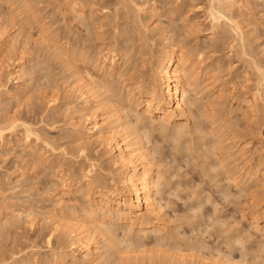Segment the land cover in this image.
Listing matches in <instances>:
<instances>
[{"label": "rangeland", "instance_id": "374dc122", "mask_svg": "<svg viewBox=\"0 0 264 264\" xmlns=\"http://www.w3.org/2000/svg\"><path fill=\"white\" fill-rule=\"evenodd\" d=\"M72 1L0 0V86L4 87L0 88V124L12 118L29 124L39 130L42 140L48 145L43 147V142L35 141L32 136L26 140L20 127L15 128L12 135L6 132L0 144V264H55L57 261L51 258V254L70 252L71 238L68 229L63 228H67L70 223L86 224L83 211L86 199L72 190V180L77 171H86L95 164V167H91L93 173L91 177H97L102 181L97 183L108 188L115 184L110 181V175L114 176L116 169L108 154L109 145L100 147L96 143L93 144L94 140L86 138V143H91L92 146L89 144L91 146L89 149L84 148L85 152L82 150L81 142L73 138L74 119L77 118L78 131L84 132L86 124L82 115H89L91 110L83 108L81 113L77 115L73 113V108L81 105L75 99L74 77H71V71L59 60L51 57L52 46L56 45L69 54H77L81 49L87 48L88 51H85L93 55L99 47L110 48L113 37L121 39L124 37L128 43L126 46L130 47L132 52H128L127 57L122 60V63H125L123 68L133 67L132 70L147 71L149 76L151 66L153 67L154 61L165 47L158 31L170 35L171 37L167 36L171 40L174 35L176 41H169L172 46L168 45L183 49L194 60L200 58L198 61H203L204 72H209L210 75L201 76L199 79L197 90L200 93L197 91L195 97L199 100L197 104L200 106H197V111L193 110V119L184 123L189 132L184 130L185 127L183 130L188 134L182 132L184 136L179 133L182 137L179 135L175 137V134H178L176 133L178 127L177 131L170 128L165 131L160 128L158 122L151 126L148 121L142 122L143 124L139 122L135 127H139L138 131L143 132L142 134L147 133L146 140L149 143L146 141V151L148 149L147 153L153 157L155 163L156 177L159 180L156 181L160 187L156 199L163 219L160 227H163L161 236L164 238L160 241L164 242L158 247L160 243L158 239L161 236L157 235L156 239L154 232H150L152 235L149 236L148 233L147 240L145 236L144 239L141 235L142 239L139 237L146 245L141 244V247L135 244L142 249L138 247L135 253L131 251L132 246L130 250L127 249L129 250L127 253L124 240H121L123 246L119 242L118 246L114 245L115 247L111 249L119 247L116 249L117 254V251L105 250L101 241L102 246L99 244V247L103 261L106 260L105 264H157L159 262L157 258L165 256L164 259L159 258L161 262L158 264H215V260L216 263L221 262L218 253L221 257V253H224L231 259L230 263L236 261L241 262L239 264H260L263 261L264 264V218L245 210L249 203L247 194L243 197L244 193L238 192L239 190L230 183L231 186L227 185L223 177L225 174L220 173L223 172L221 168L216 170L214 167L215 163V166L220 167L218 161L227 156L228 160L231 159L230 162L226 160L230 164L229 168L232 170L234 168L233 171L244 179L245 175L237 171L240 168L235 167L240 164V158L249 154L254 159L264 158V123L255 126L250 122L251 112L246 111L248 101L253 97L251 88L256 81L255 72L237 57L240 54V47L237 45L238 40L234 31L230 30L232 29L230 25L221 20L220 24L213 26L208 16L211 6L209 0H131L132 3L127 4L129 11L116 4L118 0H91L92 4L86 5L83 12L90 23V27L86 29L79 23L77 15L66 14L65 6ZM233 1L238 2L233 13L238 14L234 15L238 18L235 20L244 33L246 48L243 49L253 54L254 59L256 58L255 60L264 68V1ZM142 4L146 9L141 14H136V17L133 16L134 12L130 11L137 9L134 6ZM115 8L120 10L117 16L114 14ZM123 10L130 12L129 16ZM99 12L104 13L103 16ZM97 36L106 40L104 45H99ZM145 43L147 48L143 45ZM231 44L239 49H230ZM20 55L24 59L22 62L25 74L15 82L11 73L14 61ZM93 61L94 59L90 60V64ZM81 69L80 76L84 73ZM94 70L96 73V69ZM91 71L90 68L92 74ZM82 78L85 80L84 74ZM4 91H16L19 93L18 98H8L3 94ZM51 97H54L55 102L50 106L48 100ZM213 111L216 113L215 117L219 119L214 117L215 121H218L214 123L215 127L210 125ZM125 112L122 111V114ZM130 118L134 121L135 117ZM132 123L135 126V121ZM211 130H215V134L221 137L220 140L224 143V146L219 145L220 149L216 145L215 149L219 151L215 150L213 154L211 151H214L212 146L215 139L207 136ZM140 132L137 133L141 134ZM234 134L241 135L242 141L237 145L248 143L244 147L245 152L243 151L247 154L242 157L236 153L240 147L237 148L235 145L232 148L233 145L228 141ZM204 136L206 138H203ZM178 137L179 139H176ZM84 142L83 144H86ZM258 142L262 143V147ZM204 149L206 154L211 153L210 156L207 155L209 159L206 154L204 155ZM86 155H90L92 160L95 157L97 161L86 160ZM212 155L218 158L216 160L210 158ZM60 175H63L64 181L59 180ZM98 177L106 179L105 182ZM245 211L247 213H244ZM50 216H53L59 226L62 224L59 229L54 227V220ZM60 230H64L65 233ZM123 230L124 227L116 228L114 237L116 240L128 238L125 239L128 246V240L135 237H124L126 233L123 232L126 231ZM222 231L229 234L224 235ZM237 236L239 239H236ZM139 238L134 241L131 239L130 242L133 244L139 241ZM108 240L105 239V242ZM233 240H236L235 242L239 240L245 249L242 250L240 244L232 246ZM241 251L245 254L244 258ZM117 256L123 257L121 262Z\"/></svg>", "mask_w": 264, "mask_h": 264}, {"label": "bare ground", "instance_id": "6f19581e", "mask_svg": "<svg viewBox=\"0 0 264 264\" xmlns=\"http://www.w3.org/2000/svg\"><path fill=\"white\" fill-rule=\"evenodd\" d=\"M209 1H210L209 4L211 6L209 5L210 11L209 12L207 11V12H208L209 18L211 19V22L213 23V26L220 24L221 20H223V22H227L230 25V27L232 28L230 30L234 31L237 37V40H238V44L237 43L236 44L240 47L239 49V47L237 48L236 44L234 45L236 46L237 49L240 50L239 52L240 54L237 57L243 60L244 61L243 63L248 65L249 66L248 68L249 69L251 68L252 71L255 72L256 81L254 80L255 82H253V86H252L253 88H251V90H253L252 92L253 97L250 101H248L246 111L251 112L249 113L250 114L249 118L250 120L252 119L253 122L250 121L252 124H255V126L262 125V123H264V68L262 67L263 65H260L261 63L259 64L255 60L256 58L254 59L255 56L253 54L246 51L247 49L244 50L246 48V46L244 48V44H245L244 43V33L242 31L241 26H239V23H237L238 21L235 20V19H238L237 17L234 16L236 13L235 14L233 13L236 11V4L238 2L233 1V0H209ZM128 3H132V1L131 0H118L116 2V4L122 5L123 9L125 10L129 9L127 5ZM91 4H92L91 0H82L81 2L80 1L77 2V0H73L72 2L67 3V5L65 6V11L67 15H71V16L77 15L79 19V23H81L87 29L90 27V23L88 22L83 12H85L86 5H91ZM134 8H137V9H135L134 11L131 10L130 12H134L133 16L135 15V17H136V14L139 15L141 14V12H143L146 9L144 7V4L138 7L134 6ZM119 11H120L119 9H116V8L114 9L115 16H117ZM130 12H127L128 16ZM103 14L104 13H100V15L102 16ZM124 15L126 16V14ZM237 15L238 14H236V16ZM126 18L130 19V17H126ZM102 25L103 24H100V26ZM226 25L224 26L226 27ZM158 32H159L160 37L163 40L165 47L162 50L161 55L158 54L159 56L157 57L155 61L152 59L154 61V65L153 67L151 66V70H150L151 74L149 76L146 73L147 71H140L136 69L132 70L133 67H130V69L123 68L125 66V63H122V60L124 61V59L127 57V53L131 51L130 50L131 48L126 46L127 39L124 40L123 39L124 37L122 39L113 37L112 39L113 43L110 48L99 47L96 49V52L93 55L91 53L88 54L85 51L87 50V48L81 49L80 53H77V54H72V53L69 54L67 53L66 50L56 47V45H53L51 48L52 49V53L50 54L51 57L59 60L61 64L64 65V67H67L71 71V77H74L73 84H75V88H74V91H75L74 94L76 95L75 99L78 100L80 102L79 105L80 104L81 105L78 106L77 108H73L74 109L73 113L77 115L86 108L91 110L90 111L91 113L89 115L80 114L84 116L83 118L82 116L80 118H82L83 122L86 124L84 127L85 128L84 132L82 131V133H80L78 131L77 118H75L74 121L72 120L73 121L72 131L74 132L73 138H76L74 140L81 142V147L83 146L82 150L84 151H85L84 148L89 149L92 146L91 143H89L91 146L88 143H86V138L90 141L94 140L93 144L96 143L100 147H105L109 145L108 154L110 156V160H111L113 167L116 169L115 175L114 176L110 175V181H112L115 184L110 186L109 188L103 185H100L99 183L101 180H98L97 177L95 178L94 176L95 179L91 177L93 174L91 167H95L96 166L95 164H92L90 168L87 169L86 171H79V172L77 171V173L74 175V180H72L73 182L72 190H74L76 193H79V195L82 198L86 199V205L83 208L84 210L82 209L85 214L84 218L86 219V222H85L86 224L78 225L75 223H70L67 225V228H65L64 226H63L64 228L62 227L63 229H68V234L70 235V238H71L70 239L71 249H70V252L66 254H63V253H61L60 255L51 254L52 255L51 258L57 261V263L54 261L55 264H105L104 262L106 260L103 261V257L101 256L102 254L101 248L99 247V244L101 246L102 244L103 246H105L106 249L103 248V250L108 249V251L110 250L111 252L117 251V254H118V250L116 249H118L119 247H117L114 250H111V249H113L114 245L118 246L121 240L122 241L124 240V243H125L124 248L126 247V250L127 249L130 250L131 247L133 246L135 250L132 248L131 251L133 250V252H135L136 250L138 251V247H139L136 245L144 244L141 242L142 241L141 236H143V239H144L148 233L150 236L152 235L150 232H154L153 233L155 234L154 236H156V239H158L157 235L161 236L163 234V227L162 226L160 227L161 223L163 222V219L160 215L161 213H159L161 209L159 208V204L156 199V197L158 196V189L160 187L158 186L159 180L157 179L158 177H156L157 173L155 172L156 169L154 168L155 163H154L153 157L151 158V156L147 153L148 149L146 151L147 145L145 146V144L147 142L149 143V141L146 140L147 133L142 134L143 132H140V130L138 131L139 127L138 128H135V127H137L136 125L139 124V122L140 124H143L142 122L145 121L146 123V121H148L150 126L152 124L154 125L155 122H158V125L160 126L162 130L164 129L165 131H167L169 128L175 131L178 130L176 132L178 134H175L176 135L175 137H177L179 133L182 134V132H184V130L187 127L186 125H184V123L188 121L189 119H193L192 118V116L194 115L193 110L194 109L196 110L197 106L198 107L200 106L197 104L199 100L196 99L195 97L198 94L197 91L199 92V90H197L199 86L198 85L199 79L201 76L205 77L206 75H208L209 72L208 73L204 72L205 68L203 69V65H202L203 61L202 62L198 61L200 60V58H197L196 60H194L192 59V57H190V55L188 56V53L186 54L183 49L181 48L176 49V47L175 48L170 47L172 45L169 44L170 43L169 41L174 40L173 38L174 35L171 40L168 38V36L171 37L170 35L167 34L168 35L167 36L166 33L163 31H158ZM146 38L147 37H145V39ZM97 40L100 43L99 45H104L105 44L104 42H106V40H104V38H102L101 36H97ZM179 43H182V42L179 41ZM143 45L145 46V48H147L146 43ZM48 48L49 46L47 47V49ZM234 48L235 47H233L231 44L230 49L234 50ZM236 48L235 50H237ZM83 51L85 52L82 53ZM93 59L94 61L90 64V60H93ZM22 61L24 62L22 55L18 56L17 59L14 61L13 72L11 73V75H12V78L16 80L15 82H17L25 74L24 63ZM142 62L144 63V61ZM79 66L84 71L82 75L84 74L85 80H83L82 75L81 76L79 75L80 74ZM90 68L92 69L91 71L92 74L90 73ZM94 69H96V73H94L95 72ZM116 85H118L120 89H118L119 87L116 88L117 87ZM2 88L4 87L2 86ZM242 88H245V87H241V89ZM3 94L7 96L8 98H15V99L18 98L17 96L19 95V93H16V91L15 92L4 91ZM54 102H55L54 97H51V99L48 100V104L50 106L53 105ZM217 106L220 107V105H217ZM202 107H205V106H202ZM212 107L215 108L214 106ZM101 108H103L102 111H101ZM213 108H211V110ZM220 109H222V107ZM103 110L105 112H103ZM122 111L124 112L126 111L125 114L123 113L124 115L122 114ZM215 114L216 113L214 112V115L210 117V118H213L212 119L213 122L211 120V123H210L211 126L212 125L214 126V123L218 122V121H215V119H218L215 117ZM131 116L135 117L134 118L135 126H134V123H132L134 121L130 120ZM78 119H79V116H78ZM91 119H93V121ZM17 127H20L22 129V135L26 138V140H28V138L32 136L35 141H40L41 143L43 142V147L48 146L47 143L44 142V140H42L41 138L42 135L39 134L38 129L24 122H18L15 118L8 119L6 122H3L0 124V144L3 142V138L6 132L12 135L15 132L14 129ZM177 127L179 129L181 128L182 130L181 129L179 130ZM135 129H137V131ZM141 129L143 128L141 127ZM131 130H134V132L130 133L129 131ZM214 131L215 130L213 131L211 130L207 134V136H210L211 139L212 138L215 139L214 141L215 144H213L212 146L214 151L210 150L212 154L213 152L219 151L217 149L219 148V145L224 146V143L220 140L221 137L219 138V136L216 135ZM137 132H140L141 134ZM144 132H148V131H144ZM185 132H184L185 135L188 134ZM182 135H179V137H182ZM205 136L203 138H206ZM179 137L176 139H179ZM211 141H209V143H211ZM228 141L230 142L231 145H233L232 146L233 148L235 145H237L239 142L242 141L241 135L234 134V136L229 138ZM83 142L86 144H83ZM258 144L262 147V143L258 142ZM85 145H87L88 147H86ZM216 145L218 147L215 149ZM247 145L248 143H245L244 145L242 144L237 145V148L240 147V150L236 151V153L240 157L247 154V153H244L245 152L244 147ZM205 149L203 150L204 155L206 154L204 152ZM221 150H224V149H221ZM225 153H228V152H225ZM207 155H209L208 152L205 155L208 158ZM214 156L212 155L210 158L216 160L218 157L214 158ZM223 157L224 156H222V158ZM224 158L225 159H223L222 161H218L220 162V164L217 162L218 165H220V167L215 166L216 163L214 167H216V170L217 168L218 170L219 168H221L220 170L223 172H220V173L221 175H223L222 173L225 174V176L223 177H225L226 179L225 181L228 183L227 185H229V183L232 184L236 189L239 190L238 192H242L241 194L244 193L243 197L246 196L245 194H247L248 196L247 200L249 201V203H248V207L245 208V210L252 212L253 215L255 216H261L262 218H264V158L257 157L256 159H254L252 158L251 154L240 158L241 160L240 164L237 165L236 163L237 166L235 167L240 168L237 171H239L240 174L245 175L246 178L244 179H242V177H240L238 173H235V171H233L234 168L233 170L229 168L230 164L226 162V160H228L227 156ZM85 159L90 160V161L92 160L90 155L89 156L86 155ZM212 159L210 161H212ZM94 160H96L95 157L93 158L92 161L94 162ZM230 160L228 161L230 162ZM210 161L209 162L207 161V162L210 163ZM212 169L214 170V168ZM101 178L102 177H100L99 179ZM60 179L64 181L63 175H60L59 180ZM102 180H104V178H102ZM105 180L103 182H105ZM92 196H94L93 199L91 198ZM240 196L241 195L239 194V197ZM238 211L239 210H237V212ZM246 211L244 213H247ZM240 213H242L241 210H240ZM51 218L53 219V216ZM53 220H54L53 221L54 227L56 229L58 227L60 228L62 224H60L59 226L57 221H55V219ZM119 227L125 228V230L123 231H126V232H123V234L126 233L127 235L126 234L125 236L123 235L124 237L132 236V237H135L134 238L135 240H138L139 237L141 239L139 238V241H135L132 244L131 242L134 241V239L131 238L132 241L130 242L131 239L128 240L127 243H129V245L127 246L125 242L127 240L125 239H128V238L123 237L124 239L120 238L119 240L118 239L116 240V237H114L115 236L114 234H116L114 233V230H116V228L118 229ZM222 232L223 234L225 233V231H222ZM64 233L65 231L63 232V234ZM218 234L220 235V233ZM223 234L222 236L227 234V231L224 235ZM147 237L145 238L146 240H147ZM162 238H164V236L163 237L161 236V238L159 237L158 240L160 241L162 240ZM240 238H243V237L240 236ZM105 239L106 240L109 239L108 241H106L108 243L105 242ZM236 239H239V237ZM225 240L226 239H224L223 241L226 244ZM116 241L118 242V244H115L117 243ZM233 241H234V244L232 246H235V244H237L238 246V244L241 243L239 240H238L239 242L238 241L235 242L236 240H233ZM163 242L161 241L160 243L158 242L159 245L157 246L159 247L160 244H162ZM123 244L121 242L122 246ZM134 245L137 247V249L135 248ZM230 245H231V242H230ZM240 245L239 247L243 246V245L241 246ZM127 247H130V248H127ZM141 247L139 248L142 249ZM244 249L245 247L244 248L242 247V250ZM129 250H127L126 252L128 253ZM239 250H241V248H239ZM121 251H123V249ZM108 253H105V254L107 255ZM218 254H219V257H221L220 253ZM242 254L244 253L242 252ZM221 255H222L221 258L218 257V259H220L221 261V262H218L220 264H237L238 263V262L236 263V261L234 263L233 262L230 263L231 259H229V257L226 256L227 254L221 253ZM119 256L117 257L120 258ZM243 256H245V254L242 255V257ZM122 258H120L119 260L120 262L122 261L121 260ZM159 258L162 259L163 256L162 258L161 257L157 258V261H159L158 263L161 262ZM130 259H133V258H130ZM215 259H217V257ZM240 260H242V258ZM214 262L215 264H218L216 263V260ZM260 264H263V261Z\"/></svg>", "mask_w": 264, "mask_h": 264}]
</instances>
